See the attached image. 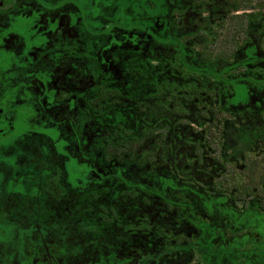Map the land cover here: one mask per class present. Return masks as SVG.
Returning <instances> with one entry per match:
<instances>
[{
    "label": "trees",
    "instance_id": "trees-1",
    "mask_svg": "<svg viewBox=\"0 0 264 264\" xmlns=\"http://www.w3.org/2000/svg\"><path fill=\"white\" fill-rule=\"evenodd\" d=\"M235 1L236 9L251 11L237 15L240 28L225 46L220 48L225 21L180 35L186 42L166 46L163 64L157 53L128 63V86L118 87L114 97L102 89L100 114L90 111L89 118L102 122L103 160L115 172L85 198L99 206L103 225L130 226L131 238H142L133 242L137 254L131 264L170 262L181 255L204 263L209 250L217 248L196 235L191 241L192 232H175V221L168 224L156 210H147L146 220L139 222L143 204L153 205L157 196L175 204L187 227L216 216L220 222L208 223H224L236 235L243 226L259 231L249 228L248 218L264 213V156H258L264 145V0L252 1L258 10L246 0ZM254 43L263 52L260 60L245 54ZM237 84L262 93L260 100L237 106Z\"/></svg>",
    "mask_w": 264,
    "mask_h": 264
},
{
    "label": "flooded vegetation",
    "instance_id": "flooded-vegetation-1",
    "mask_svg": "<svg viewBox=\"0 0 264 264\" xmlns=\"http://www.w3.org/2000/svg\"><path fill=\"white\" fill-rule=\"evenodd\" d=\"M235 7V0H0V166L12 163L6 175L0 167V264H68L60 263L59 250L44 239L55 229L50 224L63 223L70 214L74 192L72 208L99 214V206L85 195L103 185L72 188L73 151L66 148L72 139L78 148L93 141L98 145L95 158L103 155L102 122L89 118L90 111L100 114L101 90L114 97L118 87L126 88L125 67L139 57L157 53L162 63L169 39L161 32L174 33L173 45L178 39L186 42L180 35L231 18L241 8ZM31 134L50 141L51 150L24 152L23 136ZM10 153L13 160L5 156ZM23 220L32 226L16 238L8 224ZM34 221L43 227H34ZM244 234L261 237L264 231ZM228 251L238 256L231 262L264 264L263 247Z\"/></svg>",
    "mask_w": 264,
    "mask_h": 264
},
{
    "label": "rangeland",
    "instance_id": "rangeland-1",
    "mask_svg": "<svg viewBox=\"0 0 264 264\" xmlns=\"http://www.w3.org/2000/svg\"><path fill=\"white\" fill-rule=\"evenodd\" d=\"M258 3L260 0H246L245 4L250 3L254 10H258V7L253 3ZM246 7V6H244ZM240 8L238 14L237 12H232V17L228 19H223L225 21V25L222 28V38L220 39V48L222 43L225 46V42H229L233 36H235L240 28L239 19H237V15H241L244 12L251 11L250 9ZM159 23V22H158ZM217 25V24H214ZM157 33V32H156ZM168 32H161L160 36H166L169 40L166 41L165 45L170 47L172 45L170 38H172V34L168 35ZM176 37V35H174ZM240 39L244 38V34L238 36ZM178 38V37H176ZM165 46V47H166ZM248 48L244 49L247 57H251L250 60H255L263 57V52L260 50V46L257 43L247 45ZM260 47V48H259ZM166 49V48H165ZM169 49V48H168ZM170 50V49H169ZM243 69V68H242ZM241 69V71H242ZM236 94L233 97V102L237 106L239 105H253L257 101L260 100L258 95H262V93H258L256 90H250L247 86L242 84H237L236 86ZM30 124V123H29ZM27 126V124H26ZM73 142V143H72ZM70 145H68V149L66 150L73 151L72 160L70 162L71 176L70 181L72 188H78L79 185H84V190L90 189L92 186L103 185L105 181L110 175L111 169L113 166H109L104 163L103 156L100 155L99 159H96L94 156L95 150H97V143L93 141H87L85 146L81 145L77 146V141L72 139ZM32 145V147H31ZM77 146V147H76ZM24 152H29L32 148L31 152L37 153H47V151L51 150V142L44 138L41 139L40 135H28L23 136L22 139V147ZM11 147H6V151H10ZM259 150L262 151L260 153L264 154V145H259ZM71 153V152H70ZM13 153L6 154V158L11 160L14 157H11ZM18 156H20L17 153ZM72 155V154H71ZM61 160V159H60ZM12 163L8 161H3L0 167L5 169L6 175L11 169ZM101 175V177L99 176ZM81 189V187L79 188ZM70 193V192H69ZM115 191H112L109 195L114 196ZM77 192L72 193L70 196L71 206L76 201ZM141 198H139L140 200ZM151 199V198H150ZM150 199L147 200L150 203ZM113 203L115 207L117 203L111 199L109 201ZM132 203V201L130 202ZM171 202H166L160 196H157L155 199V203L153 205L147 204L144 207L142 206L141 218L139 222L144 223L146 220V212L147 210H156V217L162 216L163 219L169 224L174 222L177 224L174 229L175 232H180V234L191 233L189 238L191 241H194V235L199 236L200 240L203 241L205 245H211L212 247H217L209 250V255L206 258L205 264H220L228 262L229 264H239L237 259L236 261L231 262L230 258H235L237 256L235 253H230L228 251L229 248L235 246L236 250L242 249L244 247H251V245H256V248H261L264 245V235L258 237L256 235L244 234L246 230H243L241 234H235L229 231V229L223 225L217 224L216 227L213 223H208L205 220H199L197 226L195 224H191L192 226L187 227L185 225V221L182 215H178L175 213L174 209H176L175 204H170ZM146 204V202H145ZM142 205V203H141ZM70 206V214L68 216L63 217L62 222H53L49 226L54 227L49 234H45L44 241L49 242L50 245H54L59 250V259L60 263H68V264H131V255L137 254L136 250L133 247V242L138 243L136 241L141 242L142 238H131L128 232L131 231L129 226L128 230L126 227L121 229L115 226H105L100 224L101 220L98 217V213H86L81 212L78 209L72 208ZM72 208V209H71ZM152 208V209H150ZM177 210V209H176ZM154 212V211H153ZM214 212H216L214 210ZM139 213V210H138ZM199 213V211L195 212ZM197 215V214H196ZM178 216V217H177ZM250 222L249 228L257 229L259 231H264V214L252 215L251 218H248ZM257 220L262 221L259 222L256 227H254V223H257ZM240 219L238 220V222ZM99 222V223H98ZM38 223V224H35ZM11 226L15 232L13 234L14 237L18 238V232L26 231L28 228L32 226V223L28 220H23L22 223H11L8 224ZM43 227V225L34 221L35 226ZM84 229H83V227ZM128 227V226H127ZM208 227V228H206ZM259 227V228H258ZM45 228V227H44ZM205 230V232H203ZM256 231V230H255ZM47 232V231H45ZM39 234V232L37 233ZM150 235L148 234V237ZM256 237V240L254 239ZM36 238H40L39 235ZM204 238L205 240H203ZM16 240V239H15ZM14 240V241H15ZM148 240V239H144ZM143 240V241H144ZM253 241L254 244H251ZM160 246L165 243L163 241H159ZM168 243H166L167 245ZM158 246V244H157ZM59 247V248H58ZM222 257V261H221ZM225 257V258H224ZM238 257V256H237ZM202 261L192 259L187 260L185 256H178V258L174 257L173 260H157L151 264H204ZM222 264V263H221Z\"/></svg>",
    "mask_w": 264,
    "mask_h": 264
}]
</instances>
